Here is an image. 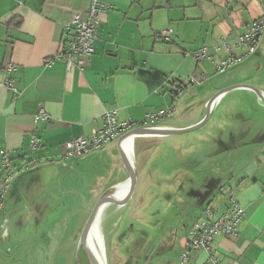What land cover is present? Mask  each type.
Listing matches in <instances>:
<instances>
[{
    "label": "crops",
    "instance_id": "0c3cea01",
    "mask_svg": "<svg viewBox=\"0 0 264 264\" xmlns=\"http://www.w3.org/2000/svg\"><path fill=\"white\" fill-rule=\"evenodd\" d=\"M99 1L109 8L99 13L93 54L82 70L68 71L62 60H43L57 53L71 14L87 10L90 0H0V150H12L14 166L72 157H65L64 143L88 137L105 112L141 123L149 113L170 108L172 115L230 85L264 92V29L256 50L223 73L215 67L226 51L212 48L220 36L234 44L264 13V0ZM165 28L171 40L160 42L155 34ZM204 45L208 58L192 59ZM234 50L240 54L243 48ZM6 62L18 66L17 92L3 85ZM190 77L199 83L188 84ZM176 82L183 86L176 88ZM40 107L46 121L35 119ZM33 135L42 145L31 153ZM253 160L216 190L225 193L215 213L227 209L230 194L243 208L238 236L216 235L210 252H190L183 264H264V143ZM4 176L0 166L1 203Z\"/></svg>",
    "mask_w": 264,
    "mask_h": 264
},
{
    "label": "water",
    "instance_id": "95a60500",
    "mask_svg": "<svg viewBox=\"0 0 264 264\" xmlns=\"http://www.w3.org/2000/svg\"><path fill=\"white\" fill-rule=\"evenodd\" d=\"M263 143L264 92L242 83L28 167L2 196L0 264H177L193 222Z\"/></svg>",
    "mask_w": 264,
    "mask_h": 264
},
{
    "label": "built area",
    "instance_id": "2783aa9c",
    "mask_svg": "<svg viewBox=\"0 0 264 264\" xmlns=\"http://www.w3.org/2000/svg\"><path fill=\"white\" fill-rule=\"evenodd\" d=\"M109 8L99 0H90L89 6L85 11H74L68 22L64 26V38L60 42L57 53L43 60L44 65H50L55 60H62L65 63L68 71L78 68L82 70L87 63L88 57L93 54V44L97 38V30L99 26V13L104 12ZM264 29V13L253 19L247 29L241 33L231 44L224 36H220L212 48L216 51L223 48L226 51V56L216 65L217 73H223L233 65L241 62L251 55L257 48L261 31ZM160 42H169L171 40V29L165 28L155 34ZM234 47H242L243 50L237 54ZM192 59L199 61L208 58V46L204 45L199 50L190 54ZM4 79L3 85L17 92L14 86V74L18 69L16 63L6 62L3 65ZM188 84L199 83L198 80L190 77L187 80ZM175 87L180 89L183 83H174ZM172 113L170 108L157 110L145 116L144 122L136 123L133 120H118L115 112H105L101 117V124L92 130L88 137L78 136L64 143L65 157L79 156L88 153L93 148H97L112 137H116L120 132L134 125L149 124L159 122L164 116H170ZM36 120L46 121L48 115L44 108H38L35 116ZM42 145L39 137L33 135L30 140V150L33 153ZM12 150L2 148L0 150V166L5 171L3 178L4 188H7L9 179L16 173L28 169L30 163H25L20 167L12 164ZM227 209L220 213H215L209 208H204L201 215L196 219L189 228L185 237L186 247L181 252L179 260L183 264L190 252L197 250L211 251V242L216 235L238 236V225L243 217V208L239 205L234 195L230 194L227 197ZM1 195H0V207Z\"/></svg>",
    "mask_w": 264,
    "mask_h": 264
},
{
    "label": "rangeland",
    "instance_id": "374dc122",
    "mask_svg": "<svg viewBox=\"0 0 264 264\" xmlns=\"http://www.w3.org/2000/svg\"><path fill=\"white\" fill-rule=\"evenodd\" d=\"M225 189H227V188H225ZM225 189H223V190H225ZM223 193H225V191H223V192H221V193H219V192H215V194H214V196H213V198H212V206H211V209L214 211V212H217L216 211V209L214 208V206L215 205H217V204H219L221 201H222V199H223ZM201 215V214H200ZM200 217V216H199ZM198 217V218H199ZM197 218V219H198ZM179 256H180V252H179ZM179 256H178V262H177V264H179V262H180V260H179Z\"/></svg>",
    "mask_w": 264,
    "mask_h": 264
},
{
    "label": "flooded vegetation",
    "instance_id": "af4514ba",
    "mask_svg": "<svg viewBox=\"0 0 264 264\" xmlns=\"http://www.w3.org/2000/svg\"><path fill=\"white\" fill-rule=\"evenodd\" d=\"M102 234H103V227H102ZM103 239H104V235H103ZM104 245H105V243H104ZM81 249V248H80ZM82 251V250H81ZM83 254V253H82Z\"/></svg>",
    "mask_w": 264,
    "mask_h": 264
},
{
    "label": "trees",
    "instance_id": "16d2710c",
    "mask_svg": "<svg viewBox=\"0 0 264 264\" xmlns=\"http://www.w3.org/2000/svg\"><path fill=\"white\" fill-rule=\"evenodd\" d=\"M122 219H123V218L121 217V218H120V221H121Z\"/></svg>",
    "mask_w": 264,
    "mask_h": 264
}]
</instances>
